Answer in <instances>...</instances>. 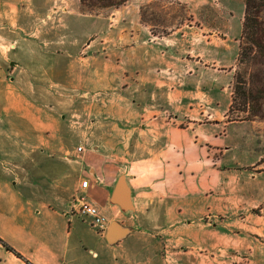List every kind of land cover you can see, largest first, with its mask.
<instances>
[{"label":"crops","instance_id":"crops-1","mask_svg":"<svg viewBox=\"0 0 264 264\" xmlns=\"http://www.w3.org/2000/svg\"><path fill=\"white\" fill-rule=\"evenodd\" d=\"M37 2L0 0V264H229L245 211L263 242L249 245L248 264H264L263 164L239 133L244 122H223L222 87L202 89L207 72L194 64L188 75L187 34L176 43L116 13L115 24L89 16L107 27L82 44L87 56L78 48L73 71L35 26L13 21ZM123 175L132 213L113 198ZM81 196L107 218L103 231L74 211Z\"/></svg>","mask_w":264,"mask_h":264},{"label":"rangeland","instance_id":"rangeland-1","mask_svg":"<svg viewBox=\"0 0 264 264\" xmlns=\"http://www.w3.org/2000/svg\"><path fill=\"white\" fill-rule=\"evenodd\" d=\"M178 3L183 4L186 9L182 10L177 5ZM27 6L28 10L31 9L30 20L25 18L20 19V15H17L13 21L19 20L21 25H25L26 27L35 26L38 30V38L42 39V41H48L51 45L49 50L52 52L55 51L59 58V63L63 61L62 66L73 71L80 70L79 62L75 63L77 57L75 52L79 48V57L83 58L87 56L85 52L87 46H82V44L91 40L95 35L101 34L103 31L102 28L104 29L106 26V22L103 20L89 16L111 17V24H115L112 14L116 13L118 19L138 21L151 33L153 31L159 35L169 34L162 37L171 36L170 38L175 40L176 43L178 38H182L181 36L187 34L185 38L186 40L189 39L190 42L188 43L186 41L185 45H189V50H183L184 46L182 41L180 42V50L182 54H187L186 60L183 63L185 64L187 72H189L188 75L194 74L192 69L194 64L207 72L205 75L203 73L197 77L198 81L205 79L208 83V85L202 86V89L205 90L206 88L205 91L212 93L213 90H211L209 85L215 82L222 87V92L216 91L221 92L223 98L231 102V106L223 116V122H244L241 125L242 127H240L239 133L243 137L244 134L246 135L243 139H248L253 142L250 150L253 148L252 151H255L254 156L257 160L259 158L261 159L259 164H263L262 167H264V99H261L257 105H251L247 110L241 106L231 110L234 75L237 70L245 17L244 0H131L119 9H104L92 15L82 11L79 0H38L37 3L31 5L28 3ZM179 19H183V24H178V26L172 28H166L164 26L165 22L167 25L169 23L176 24V21ZM27 20L31 22V25H26ZM55 25L57 29L49 32ZM14 29L18 31L17 28ZM19 32L21 33L18 34L19 38L22 40L27 38L28 35L25 36L22 34V30ZM167 39L169 40V38ZM42 41L35 40L37 42L36 45L38 47L43 46L44 43ZM205 42L210 45L223 44L222 46L229 48V53L225 52V55L216 57L214 50L204 47L209 46L205 45ZM0 45L6 46L8 44L0 40ZM199 47L205 49L204 51L201 50L202 57L197 56L199 54L198 51H200L198 49ZM263 57L264 52L259 53V58L263 66H257L253 72L257 73L259 71V78L264 76ZM197 61L198 63H196ZM193 79L194 81L196 80L195 76ZM73 81V83H76L77 80L73 79ZM260 96L264 97V92H261ZM190 107L191 110L195 107L197 108L196 105H191ZM208 107L211 108L213 106ZM218 107L214 106L216 109ZM182 122L181 127H184L187 122ZM236 128V126L233 127L232 133L236 131ZM246 150L247 148L245 147ZM246 155L243 158H246ZM262 206L256 210L262 209ZM256 218L257 216L252 211H245V213H240L238 216H235L234 220L237 223V227L235 228L242 231L243 234H240L239 243H237L238 247L224 253L226 259H230L229 264L233 258L236 261L232 264H248V262L254 260L253 255L255 256V252L252 249H248L249 245L255 248L253 241L256 244H262L263 242L250 237L247 228L250 229L254 225L253 221Z\"/></svg>","mask_w":264,"mask_h":264},{"label":"trees","instance_id":"trees-1","mask_svg":"<svg viewBox=\"0 0 264 264\" xmlns=\"http://www.w3.org/2000/svg\"><path fill=\"white\" fill-rule=\"evenodd\" d=\"M131 0H79L82 11L87 14H96L104 9H119ZM245 17L243 22L242 40L240 53L237 62V70L234 75L233 102L231 110L241 106L243 109L259 104L264 97L260 96L264 92V76L253 73L257 66H263L259 58V53L264 52V0H244ZM178 6L185 10L183 4ZM183 24V19L176 21V24L166 22V28H172ZM152 34L158 36L152 31ZM169 34L159 35L167 36ZM264 58V57H263ZM258 91V92H257ZM251 113V112H250Z\"/></svg>","mask_w":264,"mask_h":264},{"label":"built area","instance_id":"built-area-1","mask_svg":"<svg viewBox=\"0 0 264 264\" xmlns=\"http://www.w3.org/2000/svg\"><path fill=\"white\" fill-rule=\"evenodd\" d=\"M82 151V147L79 148ZM82 188L86 189L89 186L87 180L83 181L81 184ZM74 211L82 217H88L92 219L93 225L99 230H104V226L107 222V218L103 216L97 206L90 203L86 197L81 196L76 200Z\"/></svg>","mask_w":264,"mask_h":264},{"label":"water","instance_id":"water-1","mask_svg":"<svg viewBox=\"0 0 264 264\" xmlns=\"http://www.w3.org/2000/svg\"><path fill=\"white\" fill-rule=\"evenodd\" d=\"M132 191L128 185V180L127 177L125 175L121 176L117 182V185L115 187L114 193H113V198L114 200H118L121 198H126L128 201L127 204V212L126 213H132L134 211L133 207H132ZM114 226L115 224H113L111 226L110 229V235L113 234L114 231Z\"/></svg>","mask_w":264,"mask_h":264}]
</instances>
